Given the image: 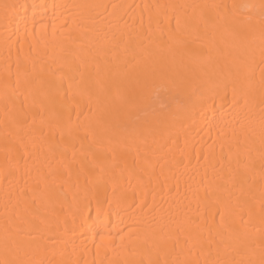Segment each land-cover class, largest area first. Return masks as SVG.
<instances>
[{
    "label": "bare ground",
    "instance_id": "6f19581e",
    "mask_svg": "<svg viewBox=\"0 0 264 264\" xmlns=\"http://www.w3.org/2000/svg\"><path fill=\"white\" fill-rule=\"evenodd\" d=\"M0 264H264V0H0Z\"/></svg>",
    "mask_w": 264,
    "mask_h": 264
},
{
    "label": "snow or ice",
    "instance_id": "6c2138e0",
    "mask_svg": "<svg viewBox=\"0 0 264 264\" xmlns=\"http://www.w3.org/2000/svg\"><path fill=\"white\" fill-rule=\"evenodd\" d=\"M61 139H63V135L61 136Z\"/></svg>",
    "mask_w": 264,
    "mask_h": 264
}]
</instances>
